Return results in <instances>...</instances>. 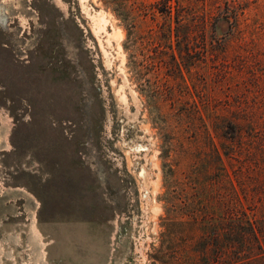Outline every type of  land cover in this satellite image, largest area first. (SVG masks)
<instances>
[{"label":"rangeland","instance_id":"1","mask_svg":"<svg viewBox=\"0 0 264 264\" xmlns=\"http://www.w3.org/2000/svg\"><path fill=\"white\" fill-rule=\"evenodd\" d=\"M263 170L264 0H0V264H261Z\"/></svg>","mask_w":264,"mask_h":264},{"label":"trees","instance_id":"2","mask_svg":"<svg viewBox=\"0 0 264 264\" xmlns=\"http://www.w3.org/2000/svg\"><path fill=\"white\" fill-rule=\"evenodd\" d=\"M166 13L169 11V7L166 6ZM233 129L237 130L235 126H232ZM249 153V152H248ZM264 171V170H263ZM225 182V192H218L215 197L216 204H218V208H264V175L261 178H258L253 185L241 184L238 182L239 192L235 185H233L227 173L222 175ZM254 181V180H253ZM250 187L251 194H248L247 189ZM230 211H228V214ZM232 214V213H230ZM249 228L251 229L253 239L257 242L258 238L253 231L252 225L248 223ZM244 227V226H241ZM260 233V232H258ZM264 239V235L262 237ZM232 246H230L231 249ZM245 250L248 254L252 252V245L249 243L244 244ZM257 247L261 250L259 262L264 264V249H262L261 245H257ZM227 252V248L216 249L214 252L213 261L218 264H229L228 261L224 258V254Z\"/></svg>","mask_w":264,"mask_h":264},{"label":"bare ground","instance_id":"3","mask_svg":"<svg viewBox=\"0 0 264 264\" xmlns=\"http://www.w3.org/2000/svg\"><path fill=\"white\" fill-rule=\"evenodd\" d=\"M96 31H98L97 29H96ZM95 32V31H94ZM121 97V96H120ZM121 98H123V97H121ZM34 231V230H33ZM36 236V235H35Z\"/></svg>","mask_w":264,"mask_h":264}]
</instances>
